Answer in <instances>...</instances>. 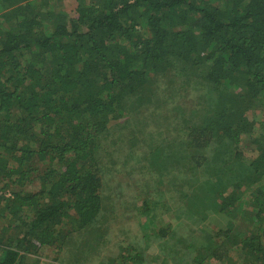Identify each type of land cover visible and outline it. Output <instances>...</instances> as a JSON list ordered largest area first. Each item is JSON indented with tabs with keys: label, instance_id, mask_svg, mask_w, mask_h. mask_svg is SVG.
<instances>
[{
	"label": "trees",
	"instance_id": "obj_1",
	"mask_svg": "<svg viewBox=\"0 0 264 264\" xmlns=\"http://www.w3.org/2000/svg\"><path fill=\"white\" fill-rule=\"evenodd\" d=\"M142 102L162 138L135 166L126 138L105 172L110 124ZM256 108L264 0H0V264H90L114 238L102 264H142L114 229L142 223L117 212L149 189L173 214L152 237L179 238L194 264H264ZM147 197L146 227L157 210ZM168 253L181 250L161 264Z\"/></svg>",
	"mask_w": 264,
	"mask_h": 264
},
{
	"label": "rangeland",
	"instance_id": "obj_2",
	"mask_svg": "<svg viewBox=\"0 0 264 264\" xmlns=\"http://www.w3.org/2000/svg\"><path fill=\"white\" fill-rule=\"evenodd\" d=\"M68 5V7L72 4L66 1L65 3ZM72 15L74 13L72 12ZM195 93L191 92L190 95L187 97L186 101L188 102V105L193 107L197 101V97L194 95ZM173 102V99H171V103ZM145 102H142L141 108H137L134 110H129L126 113H124L119 120L113 121L110 124V130L107 136L106 144L108 146L107 149L113 150L114 147L117 149V154L113 156L111 159H107L106 162L103 164V170L107 172L110 170V168L114 165L113 161L117 160V158L120 156V149L121 146L124 143V140L126 138H131L136 142V145L132 147L129 151V155L134 157L135 159H129V162L131 165L135 166L138 162V159L141 156V152H150L152 151L156 144L159 142V140L162 138V130L160 129V122L159 117L156 113H151V109H149V106L151 105H144ZM144 105V106H143ZM158 104L152 105L153 112H157L161 108L158 106ZM185 108V107H180ZM184 111V110H182ZM251 116H258L259 121H264V109L256 108L254 112H249L248 117L251 118ZM258 122L256 123V126H258ZM123 153H128V150H124ZM121 153V154H123ZM121 174L117 175V178H121ZM29 190H35V186H31L28 188ZM149 194L150 197H147L150 199L148 201V204L157 205L156 211L154 212L155 215V222L152 224H149L147 227L144 225L146 221H149L150 218L146 219V216L142 213L144 207V203H142L143 199L145 198V195ZM154 194L152 192V189L140 191L134 194L131 198L132 200H128L129 202L126 204L127 209L119 210L117 213L121 214V221H128L131 218L133 219H141L142 223L138 224L133 221L131 225L127 224H121L118 225V229H114L117 236L120 238L125 239L123 244L121 245V249L124 250V254H135L136 248H140L144 250V254L146 256L145 262H142V264H161L166 261L165 255H161L159 253L166 252L168 250L177 251V249L181 250V253L172 254L174 259H170L166 262V264H194V260H192L189 256L186 255L185 247H181V245L178 242L179 238L176 237H169L168 240L165 242V239H159L157 235H154L155 237H152V233H157L158 229H160L163 226L168 225L170 222H172L171 217L173 214H167V212L162 209V205L164 203L163 200H157L154 199ZM154 203H150V202ZM111 202V201H110ZM126 203V202H125ZM142 203V204H141ZM248 210V208H247ZM120 220V219H119ZM127 225V226H126ZM125 226V227H124ZM215 225L211 224V227H214ZM142 229V230H141ZM193 229H190L188 227L183 228V239H186L187 241L190 238V234ZM198 232V231H197ZM186 233V234H185ZM112 236L111 233L108 234V237ZM220 237V236H219ZM136 238L135 245L130 246L128 242L129 239ZM215 238V237H214ZM214 238L212 239V242L214 241ZM114 238L111 239H105L102 246H99V252L93 248L91 251V256L93 257L91 259L90 264H102L100 259L106 260V256H97V254L102 253L104 255H111L114 250L118 251V248L112 247V243L115 242ZM151 241V242H149ZM221 242V240L216 241L215 243ZM236 248H233L230 251L231 256L236 255ZM42 261H47L50 258H54V252L53 251H46V254L44 251H42ZM41 255V254H40ZM191 260V261H190ZM135 264V263H134ZM208 264V263H207Z\"/></svg>",
	"mask_w": 264,
	"mask_h": 264
}]
</instances>
